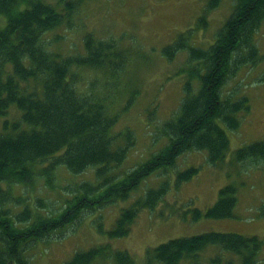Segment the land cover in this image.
<instances>
[{"label": "trees", "instance_id": "trees-1", "mask_svg": "<svg viewBox=\"0 0 264 264\" xmlns=\"http://www.w3.org/2000/svg\"><path fill=\"white\" fill-rule=\"evenodd\" d=\"M79 2H62L59 9L44 0H0V264H28L23 256L26 244L48 239L52 232L74 224L85 211L126 201L142 180L159 169L173 167L180 154L203 151L209 166H221L229 151L227 130L236 131L240 124L237 114L250 109L246 97L232 100L222 89L238 70L262 58L254 36L264 22V0H234L215 40L203 49L194 44V32L208 26V14L222 2L206 0L193 28L162 48L168 61L179 52L187 55L180 70L184 81L176 114L158 128L167 143L120 178V165L134 146V138L129 129L112 132L120 111L110 112L113 102L107 100L112 98L111 90L118 88L128 62L127 50L118 48L112 39L87 34L84 55L63 56L48 50L44 36L70 22ZM77 68L100 70L109 81L100 84L93 78L87 89L81 90ZM233 158L239 163L264 164V140L242 146ZM60 166L70 174H82L93 167L94 179L72 187L70 197L57 212H50L42 197H34L33 205L21 194H14L15 187H32L39 178L45 186H52ZM198 171L190 166L176 172L175 187ZM168 189L166 181L157 189H147L119 212L108 236H128L138 212L157 208ZM218 193L210 208H182L175 214L192 221L234 218L236 187L226 185ZM20 205L22 208L15 211L14 206ZM210 245L239 257V264H255L262 240L228 232L174 238L147 250L146 261L179 264ZM64 264L135 263L129 252L111 251L104 245L75 252ZM211 264H232V259L223 262L217 254Z\"/></svg>", "mask_w": 264, "mask_h": 264}, {"label": "rangeland", "instance_id": "rangeland-1", "mask_svg": "<svg viewBox=\"0 0 264 264\" xmlns=\"http://www.w3.org/2000/svg\"><path fill=\"white\" fill-rule=\"evenodd\" d=\"M44 1L62 9V2L76 0ZM205 3L206 0H82L72 13L70 22L44 35L48 40V50L63 56L84 55L83 38L87 34L96 39H112L118 48L127 50L128 62L119 76L118 88L111 90L112 98L107 100L108 103L113 102L110 112L120 111L112 132L129 129L134 138V146L127 150V156L120 165V178L167 143L158 128L176 114L184 81L180 70L184 68L187 55L179 52L168 61L162 48L171 44L179 33L193 28L196 19L203 14ZM233 4L234 0H222L219 7L208 14L209 24L204 30L194 32V44L205 49L213 43L216 30L231 13ZM2 22L0 18V24ZM254 41L262 58L257 64L238 70L222 89L223 94L232 96V100L246 97L250 109L237 114L240 124L236 131L227 130L229 151L221 166H209L203 151L178 155L173 167L150 174L126 201L85 211L74 224L52 232L48 239L26 244L23 256L28 264H64L75 252L104 245H108L111 251L129 252L135 264H147V250L162 242L213 232L258 236L262 240V248L257 253L255 264H264V164L239 163L233 158V153L242 146L264 140V22L258 28ZM75 71L78 87L84 91L93 78L100 84L109 81L100 70L77 68ZM127 102H131L130 105L121 110ZM12 115L14 117V113ZM190 166L197 167L198 174L176 188L175 173ZM58 168L53 187L45 186L39 178L32 187H15L14 194H21L30 203L34 197H42L49 211L57 212L64 199L70 197L72 187L94 179L93 167L82 174H70L64 167ZM163 181L168 183L169 189L157 208L140 210L128 236L109 237L107 232L113 228L119 212L143 196L147 189H157ZM226 185L236 187L234 218L192 221L175 214L182 208L205 210L212 207L218 191ZM21 208V205L14 206L17 212ZM217 254L223 262L232 259V264L240 263L239 257L210 245L193 259H183L179 264H211ZM153 264L160 263L154 261Z\"/></svg>", "mask_w": 264, "mask_h": 264}]
</instances>
